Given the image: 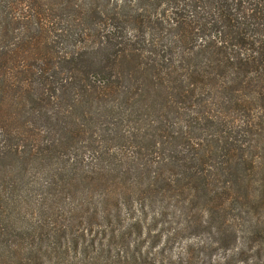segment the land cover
Returning a JSON list of instances; mask_svg holds the SVG:
<instances>
[{
    "label": "trees",
    "instance_id": "1",
    "mask_svg": "<svg viewBox=\"0 0 264 264\" xmlns=\"http://www.w3.org/2000/svg\"><path fill=\"white\" fill-rule=\"evenodd\" d=\"M15 2L0 0V264H188L194 250H168L196 220L254 235L264 0H50L24 26ZM102 169L138 214L135 238L78 222L97 216L87 181L112 190Z\"/></svg>",
    "mask_w": 264,
    "mask_h": 264
},
{
    "label": "rangeland",
    "instance_id": "2",
    "mask_svg": "<svg viewBox=\"0 0 264 264\" xmlns=\"http://www.w3.org/2000/svg\"><path fill=\"white\" fill-rule=\"evenodd\" d=\"M16 1L11 7V12L17 21H19V26L25 25L26 20H33L39 15V10H45L51 8L52 3L50 0H10ZM43 7V8H42ZM41 17H45L41 15ZM51 14L48 18L51 19ZM44 24L46 23L43 20ZM49 22V21H48ZM47 24V23H46ZM48 25V24H47ZM51 26V25H50ZM23 29L27 30V27H19L15 32L19 38L15 41L22 40L21 32ZM14 39V38H13ZM10 40V39H8ZM99 70L97 65H93L90 69L92 74H95ZM106 166V165H105ZM109 168V165L108 167ZM106 169V168H105ZM103 172H98V175L94 177L97 178L100 174H105L106 178L103 182H107L108 185H112V190L110 193L103 192L102 188L90 185L87 181L86 185L94 189V200L91 204H86L85 209L87 213L93 215L97 214L96 217H82L78 220L82 227L92 229L93 231L100 234L98 239H103V236L111 235H122V232L131 233V237L135 238L140 234L139 230V219L136 218V213L132 209L129 211V207L125 206V201H117L119 195L118 187L114 184L116 174L114 172H109L102 169ZM261 174L254 176L252 182L261 179ZM94 178V179H95ZM132 181L135 178H131ZM144 181H149L146 177L143 178ZM259 184V183H258ZM258 184H254V188L258 189ZM85 186V187H87ZM133 195V194H132ZM122 199H126V196H120ZM136 197V196H135ZM227 196H225L226 198ZM137 199V198H135ZM106 203L109 207L101 205V207L96 209V203ZM128 204V203H127ZM199 206H203V202L198 203ZM131 205V204H130ZM136 206L137 204L134 203ZM184 206V204L182 205ZM171 212H177L175 208L170 209ZM103 212H106L105 214ZM236 211H230L229 216H235ZM94 216V215H93ZM118 216V217H117ZM178 216V215H177ZM244 219L248 222L251 220L256 222L257 229L253 236L245 238L244 233H238L237 236L225 235L222 239L215 233L216 227H209V224L203 223L201 227H197V220L194 222L192 228L183 232L175 242L169 245L168 252L170 253V260L177 263L179 254L183 250L191 249L194 250L195 259H190L188 264H264V246L262 245L264 238V200L260 203L248 204L243 212ZM136 218L138 219L135 221ZM143 221V220H140ZM167 228H179L183 222L179 217H169ZM143 231L146 233L145 236L149 235L152 225L150 222L143 221ZM140 222V224H143ZM165 230L163 232H165ZM142 231V230H141ZM144 235V234H143ZM144 236V237H145ZM215 242L214 244H211Z\"/></svg>",
    "mask_w": 264,
    "mask_h": 264
}]
</instances>
